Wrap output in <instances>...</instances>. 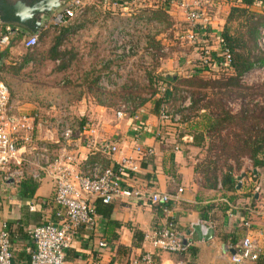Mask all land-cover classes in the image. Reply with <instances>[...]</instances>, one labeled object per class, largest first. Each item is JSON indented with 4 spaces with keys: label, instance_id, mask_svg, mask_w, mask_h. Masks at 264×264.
Masks as SVG:
<instances>
[{
    "label": "crops",
    "instance_id": "obj_1",
    "mask_svg": "<svg viewBox=\"0 0 264 264\" xmlns=\"http://www.w3.org/2000/svg\"><path fill=\"white\" fill-rule=\"evenodd\" d=\"M98 3L109 4L106 0H83L82 13L54 23V17L69 4V0H63L59 8L42 16V26L36 33L30 32L21 24L0 21V24L10 25L15 30L9 44L0 48V81L5 83L9 90V112L26 115L27 124L31 127L28 131L20 129L16 133L17 145H23L19 136L30 133L32 138L27 146L44 145L52 154H56L60 145L46 139L47 127L58 137V124L65 118H68L75 128L80 123L89 122L97 130L95 139L117 145L125 155L135 157V142L144 147H152L154 152L151 155L137 160V171L123 176V185L143 194L153 191L166 192L173 196V200L167 205V211H164L162 205L150 203L145 199H115L110 203V217L98 214V223L94 229L78 227L69 230L71 243L65 253V264H107L112 258L124 264L130 257L146 251L153 252L154 264H174L178 259L184 260L185 264H236L231 261V252L226 249L229 241H223L219 232L237 233L238 243L244 236H250L256 247L257 258L246 264H264V193H256L250 189V186H253L250 178L243 177L240 188L236 187L234 191H225L220 184L215 189L204 187L201 175L194 170L191 157L194 147L188 144L191 141L182 138L180 143L166 137V128L161 129L158 113L153 107L142 105L132 112L133 115H138L137 119L126 114L117 118L113 104H108L104 98H96L95 88L110 90L116 83L115 80L109 79L108 83L112 87L105 89L99 84L101 76L110 77L113 71L119 73L121 68L118 63L121 60L115 56L114 46H111L112 55L107 57L109 59L101 61L97 57L93 61V56L101 53V49L95 45L96 40L110 39L103 30V24L108 17L99 20L98 16L95 18L89 11L98 6ZM233 4V0L219 4L222 9H219L220 13L214 20L210 14V31H221ZM148 16V19L145 17L141 20L150 22L153 19L152 23H155L152 15ZM110 17L114 22L111 28L117 26L116 28L127 29L129 33L133 32L132 25H125L130 23V19ZM120 22L121 24H118ZM55 26L58 29H54ZM30 34H37L38 42L46 37H54L56 41L53 45L35 51L39 43L31 48L24 46V39ZM65 37L71 39L70 46L66 48L61 44ZM66 54L68 56L64 58ZM81 56L84 57V62ZM94 69L100 70L96 83L98 86H95L91 77V71ZM119 157V153L106 155L91 149L90 146L82 145L75 153L73 168L74 171H80L86 163L93 162L108 166ZM36 182L38 188L35 198L27 200L20 194L17 182L5 181L0 175V227L3 222H7L12 231L14 230L12 252L16 261L27 260L24 248L30 242L26 229L53 218L56 209L51 179L42 173L41 179ZM96 200L100 199H95L93 204ZM225 203L229 204V207L221 209L220 206ZM209 205L211 209L201 211L200 208ZM30 206L35 209H30ZM217 216L219 218H216ZM169 219L176 221L180 232L190 233L194 239V245L186 253L176 254L159 250L145 239L146 234L162 227ZM115 221L118 226L114 224ZM196 221H203L205 225L213 227L214 237L208 241L199 240L192 232V224ZM244 222L249 223V226L244 225ZM133 230H139L143 239L134 237ZM100 241L106 245L100 247ZM134 242L138 246H135ZM118 246L131 247L129 255L118 253Z\"/></svg>",
    "mask_w": 264,
    "mask_h": 264
},
{
    "label": "built area",
    "instance_id": "obj_2",
    "mask_svg": "<svg viewBox=\"0 0 264 264\" xmlns=\"http://www.w3.org/2000/svg\"><path fill=\"white\" fill-rule=\"evenodd\" d=\"M106 1L113 6L117 3V0ZM159 1L164 6L176 4L187 23L186 34L179 37L187 40L194 52L192 59L184 60V64L188 67L186 72L188 76L210 75L214 71L231 66V52L222 43L220 32L208 29L212 7L225 3L227 0ZM82 5L83 0H69L68 6L54 17L53 22L58 23L65 17L72 18L82 13ZM14 33L12 26L0 24V48L9 44ZM129 37V31L122 28L116 29L110 35L111 46L115 47L114 54L117 58H124L134 52V44ZM36 45H38L37 34H30L24 39L25 47L31 48ZM257 45L258 49L264 50V27L259 28ZM163 50L168 51V48ZM262 66L255 65L251 69ZM108 81L109 77L102 75L99 84L105 89H110L112 86ZM182 94L184 97L180 108H186L191 103L190 96L185 91ZM8 101V87L0 81V175L5 181L18 182L26 176L39 181L44 173L53 183L56 209L53 218L26 229L30 242L24 248L27 260L20 259L13 262L14 230L12 231L7 222H3L0 227V264H65V253L71 243L69 230L78 227L94 229L98 223V214L93 204L95 199H100L103 203H112L118 198L134 197L162 205L164 211H167V205L173 200L172 195L160 191L143 194L139 190L123 185V176L136 172L137 160L151 155L154 152L152 147H144L141 143L135 142L133 146L135 157L125 155L117 145L106 140L95 139L97 130L94 125L83 122L75 128L68 118L61 120L58 124V137L54 135L50 127L45 130L46 139L60 145L56 154H52L44 145L27 146L32 138L30 133L19 136L23 145L18 146L16 133L20 129L28 131L31 127L27 124L26 115L9 112ZM131 108L128 101L118 103L115 110L116 117L122 118ZM133 118L137 119L138 115H133ZM158 119L163 124L172 125L180 121L181 113L171 108L170 103L169 106L162 103ZM82 145L90 146L91 149L106 155L119 153L120 157L108 166H103L99 162L86 163L82 170L74 171L75 153ZM258 188L255 185V191ZM181 190L180 188L179 191ZM30 209L35 207L30 206ZM193 224H201L203 232L208 226L203 221H196ZM244 225L249 226V223L244 222ZM145 239L159 250L176 254L186 253L194 245L191 234L180 232L174 219L167 220L165 225L146 234ZM105 245V242H99L100 247ZM255 248L252 238L248 235L244 236L235 247L226 246V249L231 252V261L236 264H246L255 260L257 258ZM129 264H154L153 252L146 251L132 256L129 258ZM174 264H185V262L178 259Z\"/></svg>",
    "mask_w": 264,
    "mask_h": 264
},
{
    "label": "trees",
    "instance_id": "obj_3",
    "mask_svg": "<svg viewBox=\"0 0 264 264\" xmlns=\"http://www.w3.org/2000/svg\"><path fill=\"white\" fill-rule=\"evenodd\" d=\"M233 2L220 31L221 41L229 48L232 56L231 66L222 68L230 70L229 74L217 79H210L207 78L210 75L206 74H194L188 77H180L176 74L173 77L164 72L151 71L152 75L149 79L150 83L155 86L154 94L160 93V96L153 99L155 112L159 111L162 103L178 97L181 88L183 90L179 93L182 94L185 91L190 96V105L178 109L181 119L172 124L173 127L167 130L166 137H171L175 142L182 143V136L186 135L182 126L189 124L193 140L188 144L202 148L205 153L204 158L194 166V170L203 179L202 185L215 189L220 184L225 191L236 190L237 176L240 173L244 174L243 177H247L245 172H240L242 157L251 160L253 169L256 170L253 172V178L264 175V83L253 87L241 84V77L245 72L255 65H264V52L259 51L257 45L259 28L264 25V0H233ZM253 7L262 8V11L253 10ZM164 10L160 8L154 11L152 17L158 20L161 15L165 14ZM214 73L215 71L211 74ZM179 86L181 88H178ZM185 87L190 90L188 91ZM208 88L211 90L210 95L204 91ZM254 91L263 94L261 101L251 99L255 94ZM248 95L251 96L250 102L243 101L241 107L236 111L227 105V101L233 96L245 98ZM182 97H184L183 94ZM201 109H204V112L200 113ZM131 111L135 110L131 109ZM132 112L130 113L132 114ZM191 112L201 119L199 121L192 119ZM17 183L24 199L35 198L34 195L38 188V183L35 180L26 176ZM232 200L233 197L230 198V202ZM220 207L226 209L229 204L225 203ZM94 208L97 214L110 217L112 211L110 203L96 200ZM200 209L206 211L211 208L209 205ZM37 217L40 218L39 213H37ZM114 224L119 225L116 221ZM133 235L139 240L143 239V234L139 230H133ZM219 236L223 241H229V245L233 247L238 245L239 235L235 232H219ZM134 245L138 246L136 243ZM130 250L131 247L118 246L117 252L129 255ZM13 262H16L15 258H13ZM107 264L121 263L112 258ZM124 264H129V259Z\"/></svg>",
    "mask_w": 264,
    "mask_h": 264
},
{
    "label": "rangeland",
    "instance_id": "obj_4",
    "mask_svg": "<svg viewBox=\"0 0 264 264\" xmlns=\"http://www.w3.org/2000/svg\"><path fill=\"white\" fill-rule=\"evenodd\" d=\"M97 5L98 6H94L89 11L94 15L95 18L98 16L99 20L102 18L104 19L105 17L109 18H107V21L103 24V26H105V29L103 30L106 32L105 35H108V39L112 32L115 31V29H118L116 28L117 26H115L114 29L111 28L114 22L113 18L110 16L130 19V23H126L125 25H132L131 28L133 32L130 33L129 40L134 44V52L130 55L125 56L124 58H120L121 61H118V63H120L119 66H121V68L119 69V73H116L114 71L111 73L109 79L115 80L118 84L115 83L114 87L110 90H101L100 88H95L94 94L96 98H104L108 102V104H113L112 107H114V109L116 108L118 103L127 100L130 101L129 104L130 107H132L131 109L133 111L137 110L142 105L153 107V99H155L157 96H160V93L154 94L153 92L155 86L152 85L149 81L150 76L152 75L151 71L155 73H175L177 75H180V77H188V75L186 74L188 67L186 64H184V60L185 58L192 59L191 57H193L194 52L192 51V47L187 43V40L180 39L179 37L180 35H185L187 29V24L183 19L181 10L178 6H176V4L168 5L165 7L162 3H160L159 0H117L116 5L114 6L110 4H106V6L100 3H98ZM218 5L212 8L213 11H210L213 20L218 17V14L220 13L218 12L219 9H222L219 8ZM162 7L165 9V14L161 15L158 20L155 19V23H152L153 19L150 22L141 20L145 17H147L148 19V15H153L154 11H157ZM261 9L253 8V10H256L258 12H261ZM118 24H121V22ZM56 26L54 29H58V27ZM261 27H264V25ZM55 41L56 39L54 37L39 39V47H36L35 51L41 50L42 47H48L51 44L53 45ZM70 42L71 39H69L68 37H65L63 40H61V44L64 45L65 48L70 46ZM95 45L97 46V48L101 49V53L93 56V61H95V58L97 57L100 58L99 60L103 61L104 59L112 55V53L110 52L113 46L111 47L110 39L107 41L104 39L96 40ZM166 47L168 48V51L163 50ZM149 49H151V51H149ZM259 51L264 52V50H261L260 48ZM67 56V54L64 55V58H66ZM114 60H116V58ZM82 62H84V57L82 59ZM115 63L116 65H118L117 61H115ZM263 67L264 65L262 67H256L255 69H251L249 72H247V74L245 73L246 75L243 74L241 77V84H243L244 86L253 87L258 84L264 83ZM99 72V69H94L91 71V77L93 79L92 81L94 82L95 86L98 82L97 79L99 78ZM229 73L230 70L219 69L214 74H210V77L208 76L207 78L217 79ZM178 88L181 87L179 86ZM185 88L188 91L190 90L188 87ZM182 90L183 89L181 88L180 91ZM204 91H207L208 95H210L209 93L211 90L209 88L205 89ZM179 92L178 97H176L175 99H170L166 102L168 106L170 103L171 108L177 111L180 108L181 103L183 102L182 94ZM249 92L252 93L253 91ZM254 92L255 94H253V98L251 99H254V101H261L263 99V94L257 93L256 91ZM250 97L251 96L249 95L245 98L233 96L229 98V100L227 101V105L233 111H236L241 107L243 101L250 102ZM142 100L144 101L143 103L141 102ZM131 109L126 112V115H133L130 113L132 112ZM202 112H204V109L200 110V113ZM190 114L191 117H193L192 119L196 121H199L201 119V117L196 116L194 112H191ZM159 124L162 125L164 129L166 128V131L169 130L170 127H173L170 124H163L161 122ZM182 130H184V133H186V135H183L185 136V139L192 141L193 134L189 124H184L182 126ZM204 154L205 153L202 148L194 147L191 154L194 166L204 158ZM241 161L242 167L240 172H245V176H247L246 178L250 177L253 182V186H250V189H253V191H255L254 184L256 183L255 185H257L259 188L255 192L257 193L259 191H262L264 193V175L253 178L254 169L251 164V160L247 157H242ZM232 163L234 162L232 161Z\"/></svg>",
    "mask_w": 264,
    "mask_h": 264
},
{
    "label": "water",
    "instance_id": "obj_5",
    "mask_svg": "<svg viewBox=\"0 0 264 264\" xmlns=\"http://www.w3.org/2000/svg\"><path fill=\"white\" fill-rule=\"evenodd\" d=\"M63 0H0V21L6 23H18L30 32L36 33L42 26V16L48 15L62 5ZM176 76L175 73H165ZM255 172V169H254ZM243 173L237 176V188L241 186ZM192 232L199 240L208 241L214 237V228L206 226L203 232L201 224H193ZM233 252V251H232Z\"/></svg>",
    "mask_w": 264,
    "mask_h": 264
}]
</instances>
